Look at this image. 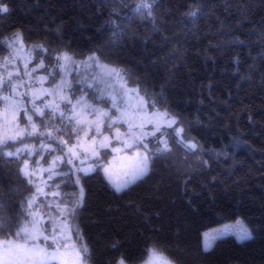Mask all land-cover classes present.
<instances>
[{"label": "trees", "instance_id": "1", "mask_svg": "<svg viewBox=\"0 0 264 264\" xmlns=\"http://www.w3.org/2000/svg\"><path fill=\"white\" fill-rule=\"evenodd\" d=\"M3 3L9 12L0 14V41L18 31L28 46L49 50L35 51L47 63L63 51L76 58L95 52L127 70L129 84L140 82L200 145L189 152L170 140L173 151L122 192L99 163L80 174L83 203L70 224L88 246L87 264H138L153 247L174 264H264V0H160L155 24L133 12L136 0ZM192 8L201 9L194 20L185 15ZM108 21L122 29L115 43ZM8 53L0 44V60ZM22 160L0 157L4 214L15 225L0 238L15 239L25 221L21 201L35 191L18 172ZM79 187L60 191L75 200ZM238 218L251 239L228 234L203 251L205 229Z\"/></svg>", "mask_w": 264, "mask_h": 264}, {"label": "snow or ice", "instance_id": "2", "mask_svg": "<svg viewBox=\"0 0 264 264\" xmlns=\"http://www.w3.org/2000/svg\"><path fill=\"white\" fill-rule=\"evenodd\" d=\"M159 2L136 0L133 12L142 19L151 18L155 24L153 9ZM7 12L9 8L0 0V14ZM200 12V8H192L185 15L194 20ZM107 23L113 28L111 39L115 43L122 35L121 26L113 21ZM4 43L13 50L9 57L4 58L6 69L25 49L19 32L0 41V44ZM34 51L49 52L43 44L31 46L26 50L28 60L22 70L16 67L14 72L0 74V93H8L0 96V103L5 104L0 113V157L14 158L19 162L26 155L28 158L23 159L18 172L28 185L35 188L30 196L21 201L20 215L25 217V221L16 226L17 230L13 233L15 239L0 241V264H87L89 249L82 242L78 228L76 237L79 243H69L64 232L72 231L69 219L75 217L83 203L80 174L88 175L96 169V164H89L88 161L99 160L103 149L112 148L113 152H120L123 148H142L143 151L137 152L125 166L122 175H115L109 167L103 169L108 183L116 192H122L150 173L154 159L170 154L172 144L189 152L198 150L200 145L194 138L188 137L176 115L167 108H157L159 99L150 95L146 88L142 89L140 82L134 81L136 86L129 87L127 70L101 62L95 52L85 60L77 61L73 54L63 51L49 65L44 58L33 56ZM33 60L39 62L29 68ZM39 70L46 74L36 75ZM73 73L75 80L71 79ZM23 77H27V81ZM46 83L51 86L42 87ZM37 84L41 87L36 88ZM76 86L80 87L79 95L76 94ZM25 97H29L28 104L21 105L20 101ZM102 104L108 107L103 108ZM149 107L154 111L147 113V124L153 127L147 131L145 123H133V119ZM21 111L24 114L23 126L20 123ZM113 111L118 115L113 117ZM129 111L131 117L125 119ZM57 119L62 123L56 124ZM118 123L127 124L128 131L122 134L116 127ZM105 128L115 131L109 136L105 134ZM149 137L155 142L153 148L145 142ZM26 138L41 142L38 146L22 144L14 151L5 150L10 144L22 143ZM113 140L119 141L122 148L112 147ZM37 155L39 159L34 160ZM68 184L80 186L75 200H66L65 194L60 191ZM4 207L3 195L0 194V233L8 226H15L5 216ZM41 208H47L48 213L41 212ZM53 209L55 215L52 214ZM222 235L205 233L203 251H211ZM236 235L241 242L251 239V233L246 228H240ZM148 251L159 264H172L154 247ZM118 264H124V260L121 259Z\"/></svg>", "mask_w": 264, "mask_h": 264}, {"label": "rangeland", "instance_id": "3", "mask_svg": "<svg viewBox=\"0 0 264 264\" xmlns=\"http://www.w3.org/2000/svg\"><path fill=\"white\" fill-rule=\"evenodd\" d=\"M17 32H18V31H17ZM15 33H16V32H15ZM19 33H20V32H19ZM10 36H11V35L5 37V40H6V38H8V37H10ZM5 40H4V41H5ZM23 47H24V49H25V52L20 53L19 57L16 58V59H13V60L11 61L10 66H8V67L5 69V67H4V58H5V57H9L10 53L13 51L12 49L9 48V53L6 54V55L0 60V74H2V75H6L7 72H14L16 67H19L21 70L23 69V64H24L25 62H27V60H28V56H27V54H26V50H27L28 48H30L31 46H28V45L25 44L24 41H23ZM32 55H33V56H36V57H42V56H40V55H37L35 51L32 52ZM88 56H89V55H88ZM88 56H87V57H88ZM74 59L77 60V61H82V60H85L86 57H85V58H76V57H74ZM38 62H39L38 60H33L32 63L29 64V68L33 67V66H34L36 63H38ZM44 62H45L46 64L51 65L52 63L55 62V60H54L53 62H51V63H47V62L45 61V59H44ZM101 62H103V61H101ZM103 63H105V62H103ZM105 64H107V63H105ZM108 65H110V64H108ZM111 66H113V65H111ZM115 67H116V66H115ZM45 74H46V73H45L43 70H39V71L36 73V75H45ZM23 79H24L25 81H27L28 78H27V77H23ZM71 79H73V80L76 79L75 73H73V75L71 76ZM50 86H51L50 83H46V84H44L42 87H50ZM135 86H136V85H131V84H129V87H135ZM35 87H36V88H40L41 85L37 84V85H35ZM25 90H26V89H21L20 91H25ZM7 94H8V93L3 92V93H0V96H2V95H7ZM76 94H77V95L80 94V87H79V86H76ZM28 99H29V97H25V98H23V99L20 101L21 105H26V104H28ZM89 101L91 102V95H89ZM100 106L103 107V108H107V107H108L107 104H102V105H100ZM4 108H5V104H4V103H0V113L3 112ZM160 109H161V108H160ZM152 111H154V110L151 109V108H147L145 112H141V113H139L138 116H137L136 118L133 119V123H137V124H138V123H142V122H143V123L146 124V128H145V130L150 131V130L152 129L153 126H152L151 124H147V119H148L147 113H151ZM19 115H20V123H21V125L23 126V124H24V119H23V115H24V114H23V111H21ZM112 115H113V117H115V116L118 115V113L115 112V111H113V112H112ZM129 117H131V111L128 112V114H127V116L125 117V119H127V118H129ZM141 117H142L143 119H141ZM89 119H92V117H89ZM55 123L59 125V124H61L62 122H61L59 119H57V120L55 121ZM116 127L119 128V130H120V132H121L122 134H123V133H126V132L128 131V126H127V124H125V123H118V124L116 125ZM114 131H115V129H108V128H105V129H104L105 134H106V135H109V136H111V135L113 134ZM169 131H171V130H169ZM81 135H82V133H81ZM157 135H159V134H157ZM65 138H67V137H65ZM122 138H123V137H122ZM40 142H41L40 140L33 138V139H31V140L24 141V142H22V143H21V142H20V143H15V144H13V146L9 147V148L7 149V151H14L15 148H17V147H21L22 144H28V145H36V146H38V145L40 144ZM145 142L148 143L149 148H153V147L155 146V142H154V140H153L151 137H149ZM129 143H131V141H129ZM169 143H170V141H169ZM112 147H114V148H122V145H121V143H120L119 141H115V140H113V141H112ZM108 150H109V153H107L106 156H101V154H100V159H99L98 161L95 160V159H91V160L88 161V163H89V164L94 163V164H96V165H97V163L101 164V169H102L103 173H104V170H103L104 167H109L110 170H111L115 175H122L123 171L125 170V166H126L129 162H131V160L134 158L135 154H136L137 152H141V151H143V149H142V148H139V147L123 148L122 151H120V152H113V151H112V148H108ZM101 151H102V150H101ZM55 154H58V153H54L53 155H55ZM27 158H28V157H27L26 155L23 157V159H27ZM33 159H34V160H35V159H39V156H38V155H37V156H34ZM50 159H51V157H50ZM22 161H23V160H22ZM22 163H23V162H22ZM21 166H22V165H21ZM45 166H46V165H45ZM84 166L86 167L87 165H84ZM64 170H66V169H64ZM104 175H105V173H104ZM45 190L48 191V189H45ZM40 211L43 212V213H46V212L42 211V209H40ZM47 213H48V211H47ZM52 214L55 215V210H54V209H53ZM69 223H70V219H69ZM45 225L47 226V221H46V220H45ZM70 225H71V224H70ZM71 228H72V226H71ZM240 228H246V229L251 233V235H252V231H251V229L249 228V226H248V225H247V224H246L241 218H238V219H236V220L228 221V222H225V223H222V224H219V225H216V226H212V227H210V228L205 229V230L202 232V244H203V239H204V234H205V233H209V234H212V233H220V234H223L222 236H224V235H228V234H232V235H234V236L237 238L236 233H238V231H239ZM64 236H65V239H67L69 243H72V242H76V243H78V242L76 241L75 237H74L73 229H72L71 232H68L67 230H65V232H64ZM13 239H14V238H0V241H4V240H13ZM41 243H43V241H41ZM49 243H50V242H49ZM49 250L51 251L52 249H49ZM120 260H121V259H119V260L117 261L116 264H118V262H119ZM170 261H171V260H170ZM124 264H128V263H126V262L124 261ZM138 264H159V262H158V261H155V259H154L153 257H151L150 254H149V256H148L143 262H140V263H138ZM172 264H174V263L172 262Z\"/></svg>", "mask_w": 264, "mask_h": 264}]
</instances>
